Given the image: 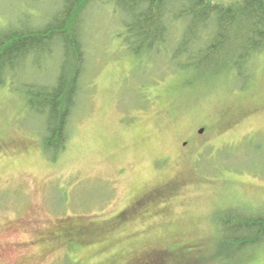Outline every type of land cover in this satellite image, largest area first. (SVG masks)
<instances>
[{
	"label": "rangeland",
	"instance_id": "obj_1",
	"mask_svg": "<svg viewBox=\"0 0 264 264\" xmlns=\"http://www.w3.org/2000/svg\"><path fill=\"white\" fill-rule=\"evenodd\" d=\"M101 1L56 159L21 85L51 83L58 63L0 85V264H264V247L248 263L218 252L221 212L264 214V52L245 84L201 77L164 50L135 53ZM57 2L0 0V33L47 24Z\"/></svg>",
	"mask_w": 264,
	"mask_h": 264
},
{
	"label": "trees",
	"instance_id": "obj_2",
	"mask_svg": "<svg viewBox=\"0 0 264 264\" xmlns=\"http://www.w3.org/2000/svg\"><path fill=\"white\" fill-rule=\"evenodd\" d=\"M57 1L60 7L47 24L0 33V85L18 77L28 65L39 67L43 59L58 63L51 83L24 81L21 85L31 114L43 124L44 146L54 159L67 146L70 120L83 91L81 27L89 8L101 0ZM111 1L122 15V34L135 53L164 50L177 66L201 77L223 72L245 84L252 76L253 61L264 52V0ZM175 30L180 34L176 40L172 38ZM218 221V252L226 261H239L234 252L240 249L248 263L264 247L260 211L227 210Z\"/></svg>",
	"mask_w": 264,
	"mask_h": 264
},
{
	"label": "water",
	"instance_id": "obj_3",
	"mask_svg": "<svg viewBox=\"0 0 264 264\" xmlns=\"http://www.w3.org/2000/svg\"><path fill=\"white\" fill-rule=\"evenodd\" d=\"M202 131V130H201Z\"/></svg>",
	"mask_w": 264,
	"mask_h": 264
}]
</instances>
